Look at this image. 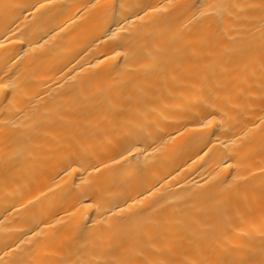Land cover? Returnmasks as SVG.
I'll return each instance as SVG.
<instances>
[{"label": "bare ground", "instance_id": "obj_1", "mask_svg": "<svg viewBox=\"0 0 264 264\" xmlns=\"http://www.w3.org/2000/svg\"><path fill=\"white\" fill-rule=\"evenodd\" d=\"M0 264H264V0H0Z\"/></svg>", "mask_w": 264, "mask_h": 264}]
</instances>
